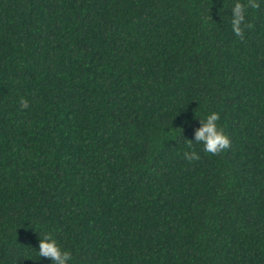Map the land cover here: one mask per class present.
<instances>
[{
    "label": "trees",
    "instance_id": "obj_1",
    "mask_svg": "<svg viewBox=\"0 0 264 264\" xmlns=\"http://www.w3.org/2000/svg\"><path fill=\"white\" fill-rule=\"evenodd\" d=\"M235 2L0 0V264H53L45 233L69 264H264V0L244 40ZM212 112L231 146L188 162Z\"/></svg>",
    "mask_w": 264,
    "mask_h": 264
},
{
    "label": "clouds",
    "instance_id": "obj_2",
    "mask_svg": "<svg viewBox=\"0 0 264 264\" xmlns=\"http://www.w3.org/2000/svg\"><path fill=\"white\" fill-rule=\"evenodd\" d=\"M248 8L259 9L260 4L258 0H246V2L236 0L231 8L232 31L240 40H244L245 29L253 27L251 23L246 22ZM20 104L22 108L29 107L28 101L24 98H21ZM219 120L220 114L218 112H212L206 118H201L202 127L195 132L194 140H187V147L193 149V141H195L197 144H202L203 150L213 156L219 155L224 150L229 149L231 140L224 132V129L218 125L217 122ZM183 155L188 162L200 159V156L194 149L192 151H185ZM38 253L40 258H48L53 264H69L72 260L71 252L63 250L50 233H45L40 239Z\"/></svg>",
    "mask_w": 264,
    "mask_h": 264
}]
</instances>
